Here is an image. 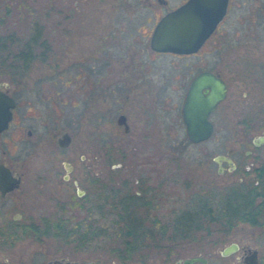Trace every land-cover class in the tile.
<instances>
[{
	"label": "rangeland",
	"instance_id": "1",
	"mask_svg": "<svg viewBox=\"0 0 264 264\" xmlns=\"http://www.w3.org/2000/svg\"><path fill=\"white\" fill-rule=\"evenodd\" d=\"M74 1L78 3L75 4ZM111 1L8 0L6 2L0 0V41L8 44L5 48H0V81L11 82L10 73L21 69L15 67L19 62L15 55L21 46L20 43L33 31L34 26H41L43 28L42 36L47 41L49 40V44H51L50 55L54 57H49L46 61L35 60L28 69L31 73L30 78L34 77L36 80L45 78L49 88L35 95L39 100L44 97V94L47 96V100L38 103L41 109L38 107L37 113H40V110L50 113L48 119L52 133L67 130L73 134L72 142L67 151L59 153V155H55L56 153L51 150L49 153L42 150L43 153L39 155V158L36 155L27 159L24 154L19 152V160H28L27 166L32 169L31 172L33 173L43 162L41 157L48 155L49 162L57 161L56 164H50L52 167L50 172L52 176H55V183L58 182V177L54 171L59 170L60 174L63 172L59 161L68 159L74 164L72 176L75 178L82 177L85 179L86 176L89 177L92 173L97 172L99 184L102 182L108 185L114 183L121 189L122 184H126L131 187L132 191L134 189L142 190L152 199L149 207L151 215H155L160 224L167 226L166 231L172 234L176 227L178 230V227L181 228L183 224L178 222L177 225L176 215L191 209L195 205L196 199L208 201L212 198L214 202H217L224 188H231L238 181L242 167L234 173H229L225 169L219 173L218 165L213 160V156L223 154L227 147L237 144L234 140L236 132L233 130L234 125L231 127L224 125L222 114L225 112L226 118L231 117V114L229 110L222 111L221 108L210 116L214 124V132L207 140L198 143H192L188 140L185 125L181 119L180 106L185 91L183 85L188 82L189 75L186 72H181L180 68L189 58L176 59L163 56L160 67L162 68L161 76L153 73L148 74L147 80L152 81L158 87L161 84V87L160 91L156 93L158 101L155 108L151 101L152 95L149 92H143L139 98L136 96L131 102L133 106L139 108L142 102L146 107L147 119L145 118L141 122L140 136L136 135V132L126 135L123 133V127L116 124V117L119 112L132 114L133 111L132 109L128 110V104L125 102L126 91L124 90L127 87L122 82L114 84L115 86L112 88L116 90L114 93H112V86L108 87L109 89L105 88L114 79L120 80L118 77L113 79L110 76L111 71L106 73V77L103 73L110 57L107 58V61L103 60L99 74L100 86L94 95H91L89 88L90 78L79 77L75 79L73 77L74 70L60 67L61 65L64 67V64L72 60L83 62L86 58L90 60V51L94 45L93 40L91 41L92 36L79 37L80 34L75 32L73 39H82V41L73 42L70 45L71 51L66 52L69 56L66 55L67 57L63 61L59 60V55H62L64 50L62 46L64 35L61 33L60 24L65 12H68L69 9H72L73 12L74 8H77V12L75 11L70 19L73 24L86 22L84 19L87 16L89 21L91 18L89 11L93 6H97L101 9L99 10L100 24L104 25L107 22L112 24L111 27L113 28L124 24V31H127L128 28H134L138 21L132 22L127 12L120 9L106 10ZM7 4L8 7H6ZM78 8L80 9L78 10ZM107 16L111 20L107 21ZM141 16V13L140 15L136 14L135 18ZM107 30L108 28H103L104 33H107ZM259 32L261 36H264L263 30ZM9 36H11L12 44L8 43L7 37ZM15 40L17 41L15 42ZM97 43L99 50L107 48L100 41V38ZM118 49L113 45L107 51L113 56ZM234 55L235 52L229 56ZM206 59L207 65L221 66V60L223 61L224 58L221 49L213 47ZM193 60L198 65V58ZM222 69L229 80L235 76L232 72L233 68L229 70L228 67H223ZM63 70L67 71L68 83L66 87H63L65 93L57 94L55 92L58 88L57 84L51 82L57 80L60 72H64ZM122 74L128 80H133L125 72ZM166 76L169 78L166 79ZM46 77L48 78L46 79ZM133 81L137 83L139 80ZM91 96L95 99L94 101H92ZM238 96L239 92L233 85L228 100L231 101ZM59 100L60 102L64 100L66 104L60 103ZM94 102L97 105L99 117L97 135H95L93 123L90 121L91 113H93L91 107ZM242 114L252 116L254 111L249 106H244ZM80 121L81 124H79ZM260 123L258 121L254 124L251 134H257L264 129V125H260ZM132 132H134V128ZM50 140L54 143L52 137ZM41 144V148H45V145ZM20 149L18 151L22 150ZM70 154L73 155L72 158L69 157ZM81 155L84 156L83 159H81ZM247 160L249 159L245 161ZM241 165L242 161L240 162ZM103 197L102 194V200ZM89 198L90 200L94 199V196ZM104 211L105 207L99 208V213L103 212L106 216L98 217L95 214V219L97 217L95 225L86 231L87 235L80 232L71 237L70 240H66L62 235H51L46 239L47 246L52 250V256L55 254L80 257L86 264H121L114 256L113 251L114 246L120 244L116 235L121 224L114 222L117 218L116 214H108ZM75 223L76 221L69 222V225ZM198 224V227L190 224V230L185 231L184 237H181V233L174 237L175 240L172 243L168 241L170 246H174L172 250L173 259H166L162 250H143L138 251L139 255H135L133 260L124 264H175L174 262L178 258L194 255L206 257L208 260L206 264H236L239 250L227 256L220 254V250L227 244L235 242L239 246L264 247V227L238 223L227 233L210 229L209 234H207L202 223L199 222ZM95 228L97 229L94 230ZM78 230L81 229L78 228ZM20 245L35 246L36 242L33 239H25L21 240Z\"/></svg>",
	"mask_w": 264,
	"mask_h": 264
},
{
	"label": "flooded vegetation",
	"instance_id": "2",
	"mask_svg": "<svg viewBox=\"0 0 264 264\" xmlns=\"http://www.w3.org/2000/svg\"><path fill=\"white\" fill-rule=\"evenodd\" d=\"M99 1L103 2L104 0ZM187 1L112 0L106 10L120 9L127 12L132 22L138 21L134 28H128L127 31H124V24L117 28L111 27L112 24L107 22L104 25L100 24L99 10L101 9L97 6H93L89 11L91 13L89 21L87 16L84 19L86 22L78 24H73L70 20L75 14L74 12H77V8H74L73 12L72 9H69L68 12H65L60 24L61 33L64 35L62 44L64 50L62 49L63 52L62 55H59V60L63 61L65 57L69 56L66 52L71 51L70 45L73 42L82 41V39H73L75 32L80 34L79 37L92 36L91 41L93 40L94 45L90 51V60L87 58L84 62L72 60L64 64V67L62 65L60 67L74 70L73 77L75 79L90 78L89 88L91 95H94L100 86L99 74L103 60L107 61V58L110 57L103 73L106 77V73L111 71L110 76L113 79L118 77L120 80L114 79L105 88L109 89L108 87L112 86V89L114 84L122 82L127 87L124 90L126 91L125 102L128 104V110L132 109L133 111L132 114L119 112L116 124L123 127L124 134L131 135L136 132V135L139 136L141 122L145 118L147 119L146 107L142 102L140 108L133 106L131 102L136 96L139 98L143 92H149L152 95L151 101L155 108L158 101L156 93L160 91L161 84L158 87L152 81L147 80V76L150 73L161 76L162 68L160 67L163 56L176 59L189 58L180 68L181 72H186L189 75L188 82L183 85L185 91L180 106L181 119L182 105L193 79L204 72L213 73L220 78L226 87L225 95L210 112L208 119L213 125L214 132V124L210 116L221 108L222 111L229 110L231 117L226 118L224 112L222 120L228 127L234 125L233 130L236 132L234 140L237 144L227 147L225 153L217 154L223 155L230 160L229 162L222 159L220 163H216L220 170L219 173H222L224 169L229 173H234L242 167L236 184L231 188H224L220 196L224 203L228 196L235 198L236 201H250L251 208L249 210L252 214L249 215V218L256 222L252 226L264 227V129L257 134H251L254 124L258 121L261 122L260 125H264V36H261L259 32L260 30L264 31V0H227L221 19L193 52L175 53L153 49L150 40L158 21ZM140 13L142 16L136 19V14L140 15ZM106 18L107 21L111 20L108 16ZM97 26L99 27L96 28ZM105 27L108 28L107 33L103 32ZM99 38L105 48L107 47L106 49L99 50L97 43ZM46 43L49 44V40H46ZM49 45L51 47V44ZM113 45L119 49L112 56L107 50ZM213 47L221 49L224 58L223 61L221 60V66H211L205 62ZM234 52V56H229ZM50 53L49 51L44 61L53 56ZM194 58H198V65L194 62ZM16 59L18 60L17 57ZM100 59L102 60L100 61ZM35 60L42 61L37 56L33 61ZM19 64L20 61L15 67L19 68ZM223 67H228L229 70L230 68L234 69L232 72L235 76L231 80L223 72ZM176 69L178 70V68ZM66 72V70L60 72L58 79L51 82L57 84L58 88L55 91L57 94L65 93L63 87H66L68 83ZM122 72H125L129 78L139 81L136 83L132 79L128 80ZM10 74L11 82L0 81V90L6 92L14 102L11 118L7 126L0 131V264H86L80 257L55 254L52 256V250L47 246L46 239L51 235L61 236V233L52 230V223L94 220L95 214L98 217L106 216L103 212L101 215L99 213L98 173L94 172L91 176H86L85 179L75 178L72 176L74 164L71 160L62 159L59 163L63 168V174H60L59 170L54 171L58 177V182L55 183V176L51 175L50 170H52L51 165L56 164L57 161L49 162L48 155L41 157L43 162L37 167L36 174L32 173V169L27 166L28 160H19V152L24 154L27 159L36 155L39 158V155L43 153L42 150L47 153L51 150L56 153L55 155H59V153L67 151L73 134L67 130L52 133L48 119L50 113L41 110L40 113H37L41 109L38 103L47 100L45 94L41 100L35 97L38 92L49 89L45 78L37 80L34 77L30 78L31 73L28 69L12 71ZM168 78L166 76V79ZM233 85L236 86L239 96L230 101L228 98ZM208 91L209 88L203 89L204 94ZM114 92L116 90L112 89V93ZM91 98L92 101L95 100L92 96ZM60 103L66 104L64 100H61ZM244 106H249L254 114L252 116L243 115ZM91 109H93V113H91L90 121L93 123L95 135H97L99 117L95 102ZM119 115L124 116L122 124L117 123ZM133 128L134 132H132ZM63 133L69 135L70 141L66 146L61 147L57 139ZM51 137L54 143L51 142ZM41 143L45 145V148H41ZM19 149L21 151H18ZM72 156L70 154L69 157L72 158ZM83 158L84 156L81 155V159ZM244 159L249 160L245 161ZM241 161L242 165L240 166ZM141 191L133 190L136 195H140ZM90 196H94V199L90 200ZM102 201L103 203L100 204L105 207L104 213H114V205L109 202V198L105 201L101 199ZM25 239L35 240L36 245L26 247L20 245L21 240ZM237 250H239V254L236 264H244V259L251 253H255L259 264H264V255L261 256L264 247L252 248L248 245H238Z\"/></svg>",
	"mask_w": 264,
	"mask_h": 264
},
{
	"label": "trees",
	"instance_id": "3",
	"mask_svg": "<svg viewBox=\"0 0 264 264\" xmlns=\"http://www.w3.org/2000/svg\"><path fill=\"white\" fill-rule=\"evenodd\" d=\"M6 2L8 0H5ZM8 7V4L7 6ZM43 28L41 26H34L33 31L20 43L19 50L16 57L20 61V70L29 69L31 62L35 57H39L42 61L47 58L50 46L46 43L45 37L42 36ZM12 35V34H11ZM11 36L7 37L8 43L12 44ZM17 40H15L16 42ZM8 44L0 41V48H5ZM99 182V181H98ZM122 189L116 184H99L100 189L99 201L102 199V194L105 199L109 198V202L114 206V214L117 218L114 222L121 224V228L118 229L116 238L119 239L120 244L114 246V256L121 264H124L130 260H133L134 256L139 255L138 251H151L162 250L166 259H173L174 254L172 250L174 246L168 244L172 243L174 237H184L185 231L190 230V224L198 227V223H202V226L206 228L207 234L210 229L217 232L231 231L238 223H247L249 225H255L256 222L249 218L251 216L250 201H236L235 198L228 196L225 203L221 196L218 197L217 202H214L211 198L208 201L195 200L194 206L191 209L181 212L175 216V221L182 222V227L174 230L172 234L166 231L167 226L160 224L157 217L152 216L149 212L152 199L141 191L140 195H136L131 187L126 184H122ZM99 204V208H103L102 204ZM201 203L202 205H200ZM246 203V205H245ZM202 209H200L201 207ZM225 209V210H224ZM203 210V211H202ZM102 212H100L101 215ZM90 218V217H89ZM96 220L84 219L77 221L73 225H69V222H56L52 223V230L58 231L61 235L70 240L71 237L76 236L78 233L86 231L94 227ZM262 223V222H261ZM258 224H260L258 222ZM213 226L212 228H210ZM81 229V230H78ZM95 228L94 230H96ZM198 229V228H197ZM82 234V235H83ZM169 234V235H168ZM87 235V234H86Z\"/></svg>",
	"mask_w": 264,
	"mask_h": 264
},
{
	"label": "water",
	"instance_id": "4",
	"mask_svg": "<svg viewBox=\"0 0 264 264\" xmlns=\"http://www.w3.org/2000/svg\"><path fill=\"white\" fill-rule=\"evenodd\" d=\"M227 0H188L177 9L164 15L156 24L150 45L158 51L175 53H190L195 51L204 39L212 32L225 11ZM209 88L204 94L203 89ZM224 82L213 73L204 72L197 75L190 83L182 105V120L188 140L192 143L204 141L213 132V125L208 116L217 103L225 95ZM13 99L0 90V131L3 130L11 118ZM124 116L119 115L117 123L122 124ZM70 141L67 133L58 137V144L63 147ZM226 159L223 155H216L213 160L220 163ZM218 172L220 170L218 169ZM238 244L231 242L220 250L222 256L235 252ZM207 258L194 255L178 258L175 264H206ZM69 264V263H64ZM244 264H259L255 253L244 259Z\"/></svg>",
	"mask_w": 264,
	"mask_h": 264
}]
</instances>
